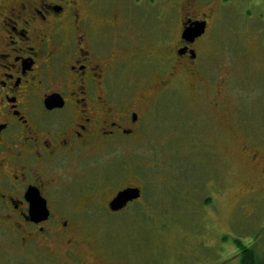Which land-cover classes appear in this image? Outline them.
Masks as SVG:
<instances>
[{
	"label": "flooded vegetation",
	"instance_id": "obj_1",
	"mask_svg": "<svg viewBox=\"0 0 264 264\" xmlns=\"http://www.w3.org/2000/svg\"><path fill=\"white\" fill-rule=\"evenodd\" d=\"M116 2L117 12L103 0H0V241L21 260L106 264L103 255L94 256L99 241L81 235L83 227L98 224L93 207L133 214L134 206L148 201L141 187L131 185L105 193L113 185L108 179L126 173L123 162L135 159L143 139L144 97L133 102L124 96L138 94L137 47L151 45L155 34L151 21L141 26L137 13ZM196 22L205 23L203 35L182 40L183 28ZM206 30L205 17L185 16L159 82L149 74L144 90L160 93L171 77L194 76L189 67ZM142 55L152 61L151 51ZM132 162L131 171L138 166ZM96 178L107 184L101 194L102 186L91 184H98ZM126 189H137L139 197L112 211L110 203Z\"/></svg>",
	"mask_w": 264,
	"mask_h": 264
},
{
	"label": "rangeland",
	"instance_id": "obj_2",
	"mask_svg": "<svg viewBox=\"0 0 264 264\" xmlns=\"http://www.w3.org/2000/svg\"><path fill=\"white\" fill-rule=\"evenodd\" d=\"M117 1L140 16L141 26L151 21L155 29L152 44L137 47L138 94L124 96L133 102L144 97L139 105L146 102V126L134 148L137 156L121 166L126 173L108 179L113 185H99L97 178L98 184L92 179L91 184L102 186L100 194L107 185V195L128 185L141 187L148 201L133 207L138 218L130 209L110 215L96 204L92 210L98 224L83 227L81 235L99 241L94 256L103 255L106 264L111 259L119 264H239L235 241L261 257L264 0ZM118 7L114 4L112 10ZM189 15L207 21L206 34L195 47L196 64L189 67L195 75H175L162 92L149 93L145 81L151 74L154 83L159 82L167 67L163 58L172 54L180 23ZM166 20L169 26L163 24ZM146 51L152 52V61H143ZM151 95L153 99L145 101ZM136 160L138 166L131 171ZM20 257L13 246L0 241V264H33Z\"/></svg>",
	"mask_w": 264,
	"mask_h": 264
},
{
	"label": "water",
	"instance_id": "obj_3",
	"mask_svg": "<svg viewBox=\"0 0 264 264\" xmlns=\"http://www.w3.org/2000/svg\"><path fill=\"white\" fill-rule=\"evenodd\" d=\"M205 30L204 22L190 23L185 26L181 33L182 40L192 43L196 38L203 35ZM139 197V191L137 189H126L116 195V197L110 203V209L117 211L125 206L129 201L137 199Z\"/></svg>",
	"mask_w": 264,
	"mask_h": 264
},
{
	"label": "trees",
	"instance_id": "obj_4",
	"mask_svg": "<svg viewBox=\"0 0 264 264\" xmlns=\"http://www.w3.org/2000/svg\"><path fill=\"white\" fill-rule=\"evenodd\" d=\"M234 243L239 249V264H264V254L260 257L251 246L244 247L238 241Z\"/></svg>",
	"mask_w": 264,
	"mask_h": 264
}]
</instances>
